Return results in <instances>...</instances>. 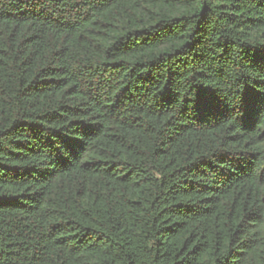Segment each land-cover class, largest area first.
<instances>
[{
	"label": "trees",
	"instance_id": "16d2710c",
	"mask_svg": "<svg viewBox=\"0 0 264 264\" xmlns=\"http://www.w3.org/2000/svg\"><path fill=\"white\" fill-rule=\"evenodd\" d=\"M0 264H264V0H0Z\"/></svg>",
	"mask_w": 264,
	"mask_h": 264
}]
</instances>
